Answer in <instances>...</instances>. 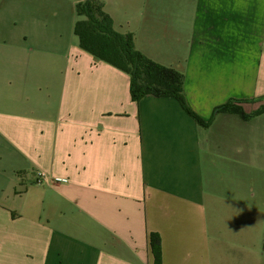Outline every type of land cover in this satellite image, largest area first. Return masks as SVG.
Instances as JSON below:
<instances>
[{
  "label": "crops",
  "instance_id": "obj_1",
  "mask_svg": "<svg viewBox=\"0 0 264 264\" xmlns=\"http://www.w3.org/2000/svg\"><path fill=\"white\" fill-rule=\"evenodd\" d=\"M100 1L204 121L264 107V0ZM66 17L0 39V264H154L152 232L162 264H264V114L133 102Z\"/></svg>",
  "mask_w": 264,
  "mask_h": 264
},
{
  "label": "trees",
  "instance_id": "obj_2",
  "mask_svg": "<svg viewBox=\"0 0 264 264\" xmlns=\"http://www.w3.org/2000/svg\"><path fill=\"white\" fill-rule=\"evenodd\" d=\"M78 20L74 34L79 39L81 49L97 60L106 62L125 72L130 77V97L140 102L144 97H173L182 108L201 126L208 127L212 118L219 113H233L243 120L264 114V107L246 113L239 103L228 101L217 106L212 118L204 121L192 111L184 97V75L182 72L163 66L142 54L135 46L132 33H121L114 27L112 17L105 11L100 0H79L76 4ZM149 246L154 264H162L161 237L158 233L149 234Z\"/></svg>",
  "mask_w": 264,
  "mask_h": 264
},
{
  "label": "rangeland",
  "instance_id": "obj_3",
  "mask_svg": "<svg viewBox=\"0 0 264 264\" xmlns=\"http://www.w3.org/2000/svg\"><path fill=\"white\" fill-rule=\"evenodd\" d=\"M77 2L78 0H0V24H2L0 39H10L13 32H18L17 30L20 32L23 28L22 20L27 16L64 14L67 16L68 24H71L77 18L75 12ZM126 8L130 10L128 14L134 16V5ZM110 10L115 12L114 7H110ZM122 14L123 12H120L119 16ZM69 32L70 26L67 30V33Z\"/></svg>",
  "mask_w": 264,
  "mask_h": 264
}]
</instances>
